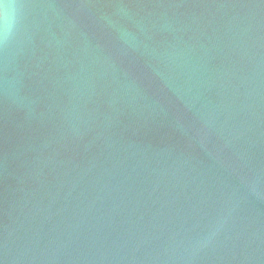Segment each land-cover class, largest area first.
I'll return each mask as SVG.
<instances>
[{
	"label": "water",
	"instance_id": "95a60500",
	"mask_svg": "<svg viewBox=\"0 0 264 264\" xmlns=\"http://www.w3.org/2000/svg\"><path fill=\"white\" fill-rule=\"evenodd\" d=\"M0 264H264V0H0Z\"/></svg>",
	"mask_w": 264,
	"mask_h": 264
},
{
	"label": "clouds",
	"instance_id": "9594fccd",
	"mask_svg": "<svg viewBox=\"0 0 264 264\" xmlns=\"http://www.w3.org/2000/svg\"><path fill=\"white\" fill-rule=\"evenodd\" d=\"M6 7H7V5H6ZM13 26H14V25H13ZM10 35H11V29H9L8 31L5 32V35H4V40H5V42L8 41Z\"/></svg>",
	"mask_w": 264,
	"mask_h": 264
}]
</instances>
